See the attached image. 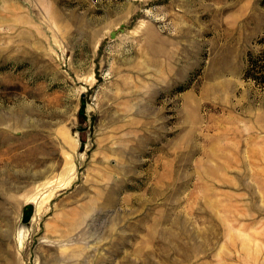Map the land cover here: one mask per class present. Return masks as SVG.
Returning <instances> with one entry per match:
<instances>
[{"label": "rangeland", "instance_id": "1", "mask_svg": "<svg viewBox=\"0 0 264 264\" xmlns=\"http://www.w3.org/2000/svg\"><path fill=\"white\" fill-rule=\"evenodd\" d=\"M0 264H264V0H0Z\"/></svg>", "mask_w": 264, "mask_h": 264}, {"label": "water", "instance_id": "2", "mask_svg": "<svg viewBox=\"0 0 264 264\" xmlns=\"http://www.w3.org/2000/svg\"><path fill=\"white\" fill-rule=\"evenodd\" d=\"M112 35H114V33H112Z\"/></svg>", "mask_w": 264, "mask_h": 264}]
</instances>
